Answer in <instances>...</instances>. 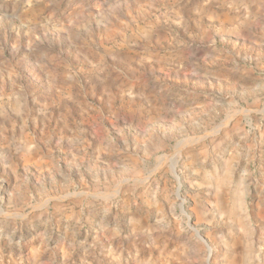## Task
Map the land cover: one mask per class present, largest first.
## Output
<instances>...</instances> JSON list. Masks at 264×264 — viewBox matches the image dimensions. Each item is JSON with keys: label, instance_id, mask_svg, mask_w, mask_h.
<instances>
[{"label": "rangeland", "instance_id": "rangeland-1", "mask_svg": "<svg viewBox=\"0 0 264 264\" xmlns=\"http://www.w3.org/2000/svg\"><path fill=\"white\" fill-rule=\"evenodd\" d=\"M0 264H264V0H0Z\"/></svg>", "mask_w": 264, "mask_h": 264}]
</instances>
